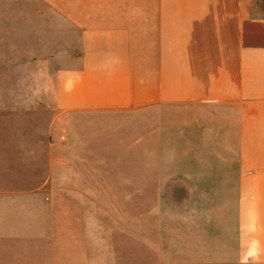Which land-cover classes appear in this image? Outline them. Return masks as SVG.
<instances>
[{
  "label": "crops",
  "instance_id": "0c3cea01",
  "mask_svg": "<svg viewBox=\"0 0 264 264\" xmlns=\"http://www.w3.org/2000/svg\"><path fill=\"white\" fill-rule=\"evenodd\" d=\"M0 1H31L50 12L39 8L33 18L34 33L50 39L47 79L33 82L34 89L48 88L47 128L20 132L16 111L0 131V238L12 263L104 260L102 212L98 202L90 208L85 202L99 200L98 180L66 190L79 206L60 209L44 192L52 177L50 136L61 120L67 167L104 166L106 131L117 120L125 125L127 115L167 104H241L239 149H249L254 111L255 142L264 151V0ZM20 152L29 158L20 161ZM227 163L234 174L204 176L194 193H225V237L234 240L225 261L264 262V157Z\"/></svg>",
  "mask_w": 264,
  "mask_h": 264
},
{
  "label": "rangeland",
  "instance_id": "374dc122",
  "mask_svg": "<svg viewBox=\"0 0 264 264\" xmlns=\"http://www.w3.org/2000/svg\"><path fill=\"white\" fill-rule=\"evenodd\" d=\"M39 8L43 15L50 13L31 1H0L3 132L8 130L7 122L16 120V111L20 132L48 124V88L42 87L44 92L33 88L34 80L47 79L51 50L50 39L44 37L47 33L33 30L37 25L33 18ZM58 50L63 56L64 50ZM35 94H42L44 101L35 103ZM249 106L251 109L252 104ZM241 108V104L204 102L139 109L127 115L125 125L117 120L118 125L113 124L112 130L106 131L105 165L98 167L64 166L66 128L61 120L55 127L57 135L50 136L52 177L44 192L63 209L66 202L80 205L79 199H71L66 193L76 185L74 182L80 185L83 179L96 184L98 180L103 186L99 200L85 199L88 208L98 202L102 212V264H159V259L164 260L163 264H264L225 261L234 243L225 237V193L197 194L193 189L204 185L200 183L206 180L204 176L234 174L236 167L228 166V160L264 157L255 142L254 111L249 118V149H239ZM41 154L47 158V152ZM22 158H29L27 152H20V161ZM223 184L213 185L218 188ZM232 197L234 194L228 198ZM1 243L0 238V264H15L4 254L9 246ZM95 251L90 248V253Z\"/></svg>",
  "mask_w": 264,
  "mask_h": 264
}]
</instances>
